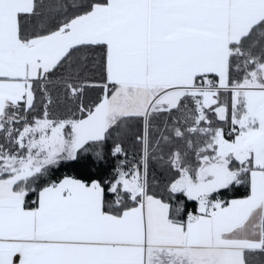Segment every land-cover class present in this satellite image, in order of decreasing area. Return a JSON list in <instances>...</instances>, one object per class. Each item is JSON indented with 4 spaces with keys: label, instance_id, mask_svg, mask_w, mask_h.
I'll return each mask as SVG.
<instances>
[{
    "label": "snow or ice",
    "instance_id": "snow-or-ice-1",
    "mask_svg": "<svg viewBox=\"0 0 264 264\" xmlns=\"http://www.w3.org/2000/svg\"><path fill=\"white\" fill-rule=\"evenodd\" d=\"M0 264H264V0H0Z\"/></svg>",
    "mask_w": 264,
    "mask_h": 264
}]
</instances>
